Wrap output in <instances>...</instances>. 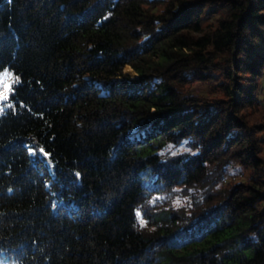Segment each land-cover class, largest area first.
Masks as SVG:
<instances>
[{"label": "trees", "instance_id": "1", "mask_svg": "<svg viewBox=\"0 0 264 264\" xmlns=\"http://www.w3.org/2000/svg\"><path fill=\"white\" fill-rule=\"evenodd\" d=\"M5 70L0 261L264 264V0H0Z\"/></svg>", "mask_w": 264, "mask_h": 264}, {"label": "rangeland", "instance_id": "2", "mask_svg": "<svg viewBox=\"0 0 264 264\" xmlns=\"http://www.w3.org/2000/svg\"><path fill=\"white\" fill-rule=\"evenodd\" d=\"M124 73H127L126 71L123 70ZM130 74V76L133 78V77H136L135 74H133L132 72L128 71ZM1 78H3V80L6 82L5 84H8V85H11V87H13L14 85V76L13 74L10 72V71H3L1 74H0V80ZM118 79H121L120 77ZM10 91V90H9ZM9 91H6L5 90V87H3V89L0 91V96L2 95H6L8 97L7 100H3V99H0V113L2 112V110L6 107H9L10 106V100H9ZM261 99H262V106L264 108V79L262 81V89H261ZM139 135H142L141 131L140 130H136L132 135H130V137H138ZM182 147H179V149H181ZM48 162V161H46ZM48 166L49 168H52L51 164L48 163ZM230 170V173L231 174H235L233 176H231L230 178L231 179H244V175H240L239 174V169L236 167V168H233V167H230L229 168ZM225 181V179H224ZM0 264H13V262H8V261H5V260H1L0 261Z\"/></svg>", "mask_w": 264, "mask_h": 264}, {"label": "snow or ice", "instance_id": "3", "mask_svg": "<svg viewBox=\"0 0 264 264\" xmlns=\"http://www.w3.org/2000/svg\"><path fill=\"white\" fill-rule=\"evenodd\" d=\"M4 87L6 91H9L11 89V85H8V84H5ZM0 99L7 100L8 97L6 95H2L0 96Z\"/></svg>", "mask_w": 264, "mask_h": 264}, {"label": "built area", "instance_id": "4", "mask_svg": "<svg viewBox=\"0 0 264 264\" xmlns=\"http://www.w3.org/2000/svg\"><path fill=\"white\" fill-rule=\"evenodd\" d=\"M5 83L6 82L3 80V78H1V80H0V91L3 89Z\"/></svg>", "mask_w": 264, "mask_h": 264}, {"label": "bare ground", "instance_id": "5", "mask_svg": "<svg viewBox=\"0 0 264 264\" xmlns=\"http://www.w3.org/2000/svg\"><path fill=\"white\" fill-rule=\"evenodd\" d=\"M124 71H126V72L130 71V72L133 73L132 69H131L129 66H126V67L124 68ZM133 74H134V73H133Z\"/></svg>", "mask_w": 264, "mask_h": 264}, {"label": "water", "instance_id": "6", "mask_svg": "<svg viewBox=\"0 0 264 264\" xmlns=\"http://www.w3.org/2000/svg\"><path fill=\"white\" fill-rule=\"evenodd\" d=\"M133 72H134V71H133ZM127 73H129V72H127ZM129 74H130V73H129ZM134 74H135V76H138L136 72H134Z\"/></svg>", "mask_w": 264, "mask_h": 264}]
</instances>
